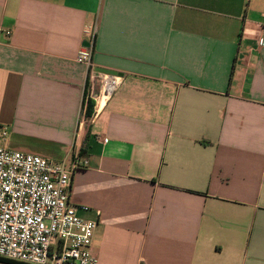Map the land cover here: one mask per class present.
Instances as JSON below:
<instances>
[{
    "label": "crops",
    "instance_id": "obj_1",
    "mask_svg": "<svg viewBox=\"0 0 264 264\" xmlns=\"http://www.w3.org/2000/svg\"><path fill=\"white\" fill-rule=\"evenodd\" d=\"M262 15L264 0H0V145L77 164L98 264H264ZM95 24L91 62L122 83L87 116L75 57Z\"/></svg>",
    "mask_w": 264,
    "mask_h": 264
},
{
    "label": "built area",
    "instance_id": "obj_2",
    "mask_svg": "<svg viewBox=\"0 0 264 264\" xmlns=\"http://www.w3.org/2000/svg\"><path fill=\"white\" fill-rule=\"evenodd\" d=\"M96 32V24L84 28L75 57L86 67L95 113L122 83L121 76L94 68ZM257 44L264 47V22ZM6 134L0 129V139ZM76 165L0 145V258L24 264H98L92 247L97 221L79 217L70 198Z\"/></svg>",
    "mask_w": 264,
    "mask_h": 264
},
{
    "label": "trees",
    "instance_id": "obj_3",
    "mask_svg": "<svg viewBox=\"0 0 264 264\" xmlns=\"http://www.w3.org/2000/svg\"><path fill=\"white\" fill-rule=\"evenodd\" d=\"M92 108H93V101L87 99V101H86V114H87V116L91 115Z\"/></svg>",
    "mask_w": 264,
    "mask_h": 264
},
{
    "label": "water",
    "instance_id": "obj_4",
    "mask_svg": "<svg viewBox=\"0 0 264 264\" xmlns=\"http://www.w3.org/2000/svg\"><path fill=\"white\" fill-rule=\"evenodd\" d=\"M100 72L102 73H111V74H115V72L109 71V70H101Z\"/></svg>",
    "mask_w": 264,
    "mask_h": 264
}]
</instances>
